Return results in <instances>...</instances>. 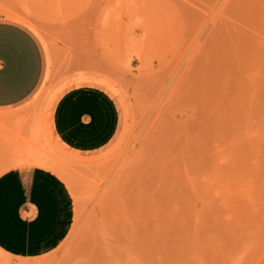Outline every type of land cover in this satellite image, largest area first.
I'll use <instances>...</instances> for the list:
<instances>
[{"label":"rangeland","instance_id":"obj_1","mask_svg":"<svg viewBox=\"0 0 264 264\" xmlns=\"http://www.w3.org/2000/svg\"><path fill=\"white\" fill-rule=\"evenodd\" d=\"M0 21L43 55L33 92L0 109V174L51 170L74 205L56 249L1 264L259 263L264 0H0ZM77 86L118 109L98 150L53 134L54 104Z\"/></svg>","mask_w":264,"mask_h":264},{"label":"crops","instance_id":"obj_2","mask_svg":"<svg viewBox=\"0 0 264 264\" xmlns=\"http://www.w3.org/2000/svg\"><path fill=\"white\" fill-rule=\"evenodd\" d=\"M42 72L43 55L35 37L16 23L0 21V109L25 100L38 85ZM117 124L116 103L98 86L67 90L52 110L53 134L77 153L105 146ZM73 216L68 186L55 172L33 166L0 174V253L16 263L56 249L67 236ZM258 264H264V257Z\"/></svg>","mask_w":264,"mask_h":264},{"label":"bare ground","instance_id":"obj_3","mask_svg":"<svg viewBox=\"0 0 264 264\" xmlns=\"http://www.w3.org/2000/svg\"><path fill=\"white\" fill-rule=\"evenodd\" d=\"M179 72V71H178ZM178 75H180V74H178ZM176 82V81H175ZM178 84V83H177ZM173 86V85H172ZM174 87V86H173ZM173 91V90H172ZM40 156V155H39ZM39 156H38V158H39ZM37 157V156H36ZM45 160V159H44ZM45 163H46V161H45Z\"/></svg>","mask_w":264,"mask_h":264}]
</instances>
